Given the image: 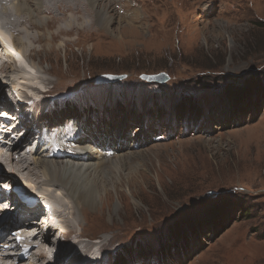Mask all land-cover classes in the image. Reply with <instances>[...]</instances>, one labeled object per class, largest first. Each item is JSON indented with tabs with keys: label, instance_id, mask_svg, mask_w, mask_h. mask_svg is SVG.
Masks as SVG:
<instances>
[{
	"label": "rangeland",
	"instance_id": "374dc122",
	"mask_svg": "<svg viewBox=\"0 0 264 264\" xmlns=\"http://www.w3.org/2000/svg\"><path fill=\"white\" fill-rule=\"evenodd\" d=\"M79 2L86 11L76 10L70 27L61 24L67 17L58 15L53 23V13H40L38 34L28 28L31 43L36 36L42 39L35 45L32 78L49 79V84L58 79L46 88L54 87L42 103V114L20 112L21 119L29 121L27 132L32 128L51 138L44 156L70 152L54 162L63 177H77L69 182H49V178L40 182L45 160L40 154L30 159L27 177L37 181V186L61 190L66 216L62 213L59 225L68 228L54 232L57 239L49 244H59L56 262L61 255L59 264L72 263L75 255L70 251L80 243L87 247L75 257L78 264H112L127 250L147 252L155 241L163 245L156 248L167 251L171 246L160 237H166L168 228L191 221L202 225L205 210L227 200L240 201L242 210L233 211L223 232L211 239L203 234L201 244L191 246L189 254L174 251L160 264H264V95L252 103L251 112L237 113L232 121L222 97L228 88L239 90L250 79H264V0H97L95 8L85 0ZM6 9L15 10L13 1ZM98 11L110 20L107 30L96 21ZM158 73L167 75L166 83L148 84L139 78ZM104 74L127 78L96 85L95 78ZM19 76L25 77L23 70ZM2 79L1 86L8 83L9 79ZM6 90L3 97L12 107ZM33 94L42 98L35 90ZM180 99L192 100L204 112L199 126L195 123L184 131L171 121L154 124L143 119L150 107L158 105L171 112L170 106L177 107ZM65 107L77 112L78 122H61L68 112ZM53 109L62 115L51 124L44 123L43 119L54 116L49 114ZM60 135L71 137L76 147L62 144ZM97 148L107 161L100 174L85 167L87 156L92 159L91 152ZM118 163L120 170L113 171ZM79 167L84 172L77 171ZM2 168L1 174L20 183L19 175ZM81 177L86 184L97 177L105 182L97 193L99 199L109 194L105 208L98 209V200V210H91L78 196L68 195L65 202L69 185L79 184ZM40 186H27V190L34 192ZM11 197L15 202L17 195L6 198ZM7 212L6 216L14 215V210ZM14 231L6 232V238Z\"/></svg>",
	"mask_w": 264,
	"mask_h": 264
},
{
	"label": "bare ground",
	"instance_id": "6f19581e",
	"mask_svg": "<svg viewBox=\"0 0 264 264\" xmlns=\"http://www.w3.org/2000/svg\"><path fill=\"white\" fill-rule=\"evenodd\" d=\"M33 1L36 2V5H34ZM85 1L88 4H91L92 7H94V5L97 2V0H85ZM13 4H14V9H15L13 12H10L6 9L5 3L2 2L0 4V13H1V16H0V59L2 58V62L0 63V80H3L2 77L7 78V79L12 78L11 80L18 81L17 87L22 86V87L31 89L33 91L34 90L37 91V94H41L42 98H45L43 99V101H41L40 104H42L43 102L48 101L47 97L49 96V94L52 93V90L54 87L52 89L50 88V90H46V88L49 86H52L55 82H57L56 79L58 78L56 77L55 81H53L54 82L53 84L48 83L49 79H43V78L34 79L32 78L33 76H31V74H28L26 72H24L25 77L21 78L19 76V73L22 70L19 68L15 70L13 69L12 62L9 59V51L7 52V49L13 51L14 48L15 49L17 48L19 52L23 54L22 56H23L24 61L28 60L29 64L32 65L31 69H33L34 68L33 67L34 58H35L34 52L35 53L38 52L37 50H35V45L36 44L40 45L39 42H41L42 39L36 36L37 40L31 43L30 42L31 35L28 34L29 33L28 28H33L36 35L38 34L39 32L38 26L40 25L39 14L40 13H44V14L53 13L54 14V15L52 14L53 23L57 21V17L59 16L61 18L67 17L68 20L61 21V24L64 25V27H70L71 23L74 22V19H73L74 12L76 10L86 11V9L80 4L79 0H14ZM101 11L95 12L96 21L102 27L101 29L107 30L110 20L107 19L104 13ZM3 12L5 13V15ZM25 15H27V17ZM89 28H90V25H87L85 29L89 30ZM56 29L59 32L63 33V31L60 29L59 26L56 27ZM126 29L127 28H125V30ZM122 30L123 29H121L120 32H122ZM12 41L15 45L12 44ZM5 54L8 55V59L6 60H5V57H6ZM18 59H19V62L21 63L22 59L19 57ZM7 62H9V64ZM3 70H6V72H4ZM8 74L10 75V77ZM5 81L7 80L5 79ZM6 85H8V83L6 84V82L2 86L0 85V99H2V106L0 107V112L2 113V111L3 112L8 111L11 113L13 110H15L16 112H23L25 109L28 108V104H30L31 100L27 97L24 103L20 105L17 104L16 108L14 109L8 104V101L3 97V91H5L6 87H9ZM31 86H37V87L34 88ZM6 92L8 94L7 97H9L8 100H13V96L10 94L9 90H6ZM33 96L35 95L33 94ZM51 103L52 101L50 102V104ZM45 107L46 105L44 106V108ZM27 113L31 114L28 110H27ZM68 115L69 114H67V116ZM76 119L77 118H74L73 120L77 121ZM0 120L2 121L0 123L1 125V129H0V172H1V169L3 172L2 166L7 167L9 173L17 174L21 177L20 178L18 176L21 180L26 181V182L24 181L21 182L22 184L19 185V181L15 182V179L12 176L5 177V175L3 176L0 174V184H4L6 180L11 181L15 183L16 187H18L16 194H18L20 191L23 193L24 198L25 197L29 199L32 198V193H30L31 194L30 195L29 192H27L28 191L27 186L31 187V189L32 188L35 189V187L40 186V183L37 186L38 182L33 179L28 178L27 173L32 167L31 163L33 161H30V159L32 158L38 159V156H37L38 154L42 156V159L45 160V163H46L45 167H41L40 169V177H41L40 182L43 180V178L44 179L49 178L48 179L49 182H53L51 181V179L55 181H59L61 179L67 182H69L70 180L71 181L76 180L75 174L69 175V176L67 175V177H63L61 169L59 168V164H56L54 162L56 157L60 159L61 155L58 154L56 156L55 153L49 152L46 156H44V153H47V147L48 148L50 147V144L47 143V142H51L50 137L44 139V134L42 131H38V134H36L35 133L36 130H33L32 128L30 129L31 130L30 132H27L24 128L26 127L27 123H29V121L22 120L21 118L15 120L14 124H11L13 120L9 122H5L1 119V117H0ZM23 121L25 122L23 123ZM33 122H35V120ZM39 134H41L40 137H38ZM38 140H40V142ZM103 147H105L104 144L103 146H101L102 150H104ZM99 151H101V149L98 150L97 148L94 153L91 152V156H93V158L91 159L89 158V156H87L88 159L85 162V167H88V169H92V172L96 174L97 172L98 174H100V172L104 170V168L101 165L107 163V161L105 160L106 155L99 153ZM84 152L85 154L88 153L86 149L84 150ZM78 170L81 171L82 167L77 168V171ZM118 170H120L119 163L117 164L116 168L113 171L117 172ZM4 171H5V168H4ZM78 183L79 184L77 183L74 184L73 182H71V184L69 185L70 193L67 192L68 193L66 194L67 196L64 197L65 202H68L69 200L68 195L78 196L83 200L81 201L83 202V205L87 206L91 210H94L97 208L96 205H97L98 200L101 204V208H98V209L101 210L102 208H105V206L108 203L109 194L106 195L104 198H100V199L97 198L98 189L100 187L104 189L105 182L103 183L102 180L99 179V177H97V178L90 179V181L86 184V181L84 180V178L82 179L81 177L78 180ZM1 189H2V192L0 190V230L1 231L4 230V232L6 233V232H9L11 229H14L15 231L11 232V234L15 233V236L20 234V236L23 237V241L26 242L28 246H31V251H30L31 253L26 260L23 259L22 257H17L14 259L11 258L9 256L11 255L9 254V252L11 251L10 248L13 247L15 244V238H13L15 236L5 238L4 241L2 242L3 245L0 246V264H5L6 262H9L10 264H13V263L14 264H33V262H42V264L55 263L56 258L58 256L57 254L54 256L53 252L57 251L59 244L58 245L54 244L52 245V247H50L49 244L50 243L52 244V239H55V240L57 239V237H55L54 232L63 233L67 230L68 227H62L60 225L56 227L55 226L50 227L46 221L45 222L40 221V219L42 218L43 220H45V214H44V210L42 207H41L42 209H40L41 211H43V214H44V215L42 214V216H38L40 215L39 208H27L26 206L21 205L19 202H18L17 207H11L12 205H10V202L12 203L14 202V197L6 198L7 197L6 190L3 189L2 187ZM40 189H43L46 192H53V193L55 192L54 194H56L57 196L59 193H61V190L59 187H53V186L41 187L40 186ZM30 203H31V200H30ZM72 203L74 204V202ZM3 204H5L4 208H2ZM21 208H22V211L19 210ZM10 209L14 210V215L6 216L4 212H6L7 210L9 211ZM19 214L22 215V218L21 217L18 218L16 216ZM60 216L61 218L59 219V221L63 218L62 214ZM46 220L54 221V219L52 218L51 219L47 218ZM39 221H40V225L38 224ZM55 221L56 223L59 224L58 219ZM70 234L71 232L68 231L66 235H70ZM76 240H77V237H76ZM4 245L8 246L7 250L3 249ZM86 247L87 246L83 243L77 244L74 247V251L73 249L70 251V253L72 254V257H73V253L75 257H77ZM15 249L17 248L15 247ZM60 257L61 255L59 256V259L55 264H59L61 262ZM75 257L71 258L72 263L70 264H78L76 261L78 259H76Z\"/></svg>",
	"mask_w": 264,
	"mask_h": 264
},
{
	"label": "trees",
	"instance_id": "16d2710c",
	"mask_svg": "<svg viewBox=\"0 0 264 264\" xmlns=\"http://www.w3.org/2000/svg\"><path fill=\"white\" fill-rule=\"evenodd\" d=\"M263 95L264 79L260 82L257 81V79H250L246 81L239 90L228 88V90L222 95L229 106V110L226 114L231 117L232 121L237 113L245 114L246 112H251L254 108L252 103L261 100ZM64 109L70 112L68 116V112L62 116V118L64 117V120H73L74 118L79 120V116L75 110L69 109L68 107H65ZM169 110L171 112L163 111L158 105L155 108L152 106L145 111L143 119L147 123L152 122L154 124L168 123L171 121L174 122L176 128H185L186 131L190 130L195 123V126H199L200 122L203 120L204 112L201 109H196L195 103L190 99H180L177 107L170 106ZM54 111L55 110L53 109L51 110V113H49L54 114L53 117L43 119L46 124L53 123L54 120H57L58 117L62 115H57ZM235 207L236 209H234ZM241 208L242 204L240 201L235 203L227 200L216 202L205 210L208 213L207 215H204V223L202 225H199V223L195 224L191 221L182 224L180 228L174 226L168 228L165 234L166 237H160L166 245L171 246L167 247V251L156 248L163 245H159L155 241L152 249H149L147 252H144L143 249H140L139 253L132 249L129 251L127 250L120 260H118L119 262L113 260L112 264H133L136 262H140L141 264H160L164 262L165 258L167 259L168 257H171L172 255L170 254H173L174 251L187 255L190 253L191 246L201 244L199 239L203 238V234H206V238L209 237L211 239L223 232V229L229 225L233 211L237 209L241 211Z\"/></svg>",
	"mask_w": 264,
	"mask_h": 264
},
{
	"label": "water",
	"instance_id": "95a60500",
	"mask_svg": "<svg viewBox=\"0 0 264 264\" xmlns=\"http://www.w3.org/2000/svg\"><path fill=\"white\" fill-rule=\"evenodd\" d=\"M127 78V75H112V74H104L100 75L95 78V84L96 85H107V84H113L117 82H121ZM140 80L146 82V83H153V84H158L162 85L167 82L168 77L165 73H158L155 75H145L142 74L140 75Z\"/></svg>",
	"mask_w": 264,
	"mask_h": 264
},
{
	"label": "clouds",
	"instance_id": "9594fccd",
	"mask_svg": "<svg viewBox=\"0 0 264 264\" xmlns=\"http://www.w3.org/2000/svg\"><path fill=\"white\" fill-rule=\"evenodd\" d=\"M5 58L8 59V57H5ZM10 60H11V59H10ZM9 89L11 90V87H8V90H9ZM24 89H25V90H24ZM19 91H22V94L26 93L25 91H28V92L31 94L33 90L21 86V88L19 87ZM30 94H27V95H29V96L32 98V99H30V100L38 99V100H40L39 103H41L42 100H41L40 98H35V96L30 95ZM15 102H16V101H15ZM15 102L13 101V103H15ZM13 103L11 102L12 107H13ZM16 104H19V105H20V103H17V102H16ZM40 105H41V106L38 108L39 110H38V111H34L35 113H38V112L40 111L39 113L42 114V113L44 112L43 109H42V104H40ZM0 107H1V106H0ZM14 107H15V106H14ZM27 110H28L31 114L33 113V112H31V110H30L29 107L27 108ZM42 111H43V112H42ZM9 113H10V112H9ZM0 114H1V113H0ZM10 114L12 115V116L10 115L12 118H13V116H14V119H13V120H17V119L21 118V116H22V115H20V112H16L15 110H13ZM17 115H18V116H17ZM16 116H17V118H16ZM79 119H80V118H79ZM0 121H1V120H0ZM69 121H71V123H74V122H73L74 120H71V119H69V120H64V119H63L61 122H65L64 124L67 125V124L69 123ZM78 121H79V120H77V121H75V122H78ZM44 123H45V122H44ZM60 133H62V132H60ZM75 134H76V133H75V131H74V135H75ZM40 136H41V134H39V137H40ZM65 137H66L67 139H69V140H70V138H71V137H67V136H65ZM40 140H41V139H40ZM38 141H39V140H38ZM38 141H37V142H38ZM71 144H73L74 148L76 147V145H75L74 143H71ZM66 151H67V150H66ZM59 152H60L59 154H61V157H62V154H69V153H70V152L64 153V151H59ZM56 153H57V152H56ZM0 174H1V173H0ZM1 175L4 176L5 174L2 173ZM17 177H18V176H17ZM18 178H19V177H18ZM19 180H20V183L23 182L20 178H19ZM6 182H8V180H6ZM58 197H59V196H58ZM58 197H57V198H58ZM58 199H59V198H58ZM59 200H60V199H59ZM60 202H61L60 204H61L62 207H63L62 209H63V211H64V214H65V208H64V205H63V203H62L61 200H60ZM12 207H16V206L13 204ZM12 210H13V209H12ZM2 233H4V232L0 230L1 240L3 239V238H2ZM3 241H4V240H3Z\"/></svg>",
	"mask_w": 264,
	"mask_h": 264
}]
</instances>
